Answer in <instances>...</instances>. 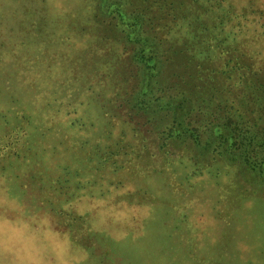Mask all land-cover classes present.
<instances>
[{
  "label": "rangeland",
  "instance_id": "rangeland-1",
  "mask_svg": "<svg viewBox=\"0 0 264 264\" xmlns=\"http://www.w3.org/2000/svg\"><path fill=\"white\" fill-rule=\"evenodd\" d=\"M121 1L104 0L114 10L104 13L99 0H0V264H264V192H249L237 166L222 158L205 163L191 142L161 149L158 131L171 119L156 114L149 125L129 110L124 98L137 78L129 75L128 48L137 42L125 41L131 7ZM219 1L213 12L210 1H186L208 30L196 21L159 30L184 49L168 64L170 77L191 56L222 66L205 58L211 33L219 48H236L264 68V0ZM117 2L124 11H115ZM212 82L219 89L224 81L214 75ZM192 93L202 98V88ZM189 124L202 132V121ZM17 148L23 153L15 156ZM57 176L69 177L58 191L74 192L71 201L53 194ZM47 198L87 213V224L73 228L97 231L88 235L95 252L72 242L62 230L69 221L51 215Z\"/></svg>",
  "mask_w": 264,
  "mask_h": 264
},
{
  "label": "trees",
  "instance_id": "trees-1",
  "mask_svg": "<svg viewBox=\"0 0 264 264\" xmlns=\"http://www.w3.org/2000/svg\"><path fill=\"white\" fill-rule=\"evenodd\" d=\"M103 1L97 2L99 10L105 11L104 13L114 11L110 9L112 4H109L107 8L102 5ZM142 1L143 3L141 2L137 8H133V0L121 1L122 5L131 7V10L125 14L129 25L125 41L127 39L130 44L135 40L137 42L136 45H131L132 48H128L131 63L129 75L137 78L136 86L130 90V97L124 98L128 102L129 110L139 118L143 119L144 117L143 121L149 125L153 124L156 114L161 119L164 117L171 119L169 124L158 131L160 132L159 147L161 149L165 150V146L173 142L178 144L191 142L196 152L202 150V156L206 157L205 161H207L205 163L208 164L222 158L230 165L237 166L240 176L238 180L242 182L245 180L251 185L252 189L249 192H264V68H256L251 62H245L236 48H219L215 43H212L218 35L211 33L206 37L207 39L203 38V42H207L209 52V56L205 58H208L207 60L223 59L222 66L209 68L204 66L199 58L191 56L185 62L181 73L173 71L170 77L167 70L168 64L178 52L184 49L177 48V45L170 42L167 34H160L159 30L168 26L166 33H169L171 25L185 27L195 21L208 30V20L201 18L198 13H195L194 17L191 12L188 14L187 0ZM189 1L195 3L198 0ZM207 1H210L207 11H217L216 7H219L221 2L219 0ZM115 11H124L118 2L115 4ZM120 15L123 14L120 12ZM218 17V23L223 24L224 20L221 19L223 15ZM187 18L191 20L186 21ZM123 47H127V44ZM224 49L227 52V57L224 55ZM190 65L195 67V73L189 69ZM203 69L210 73L206 74L202 82V77H198V75L202 74ZM214 75L223 78L224 82L220 84L219 89L212 82ZM190 77H194L195 80L202 83L192 85L187 81V78ZM178 78L179 80H174ZM178 84H183L186 90L172 92ZM197 88H202V98L193 95L192 90ZM233 90H237V93ZM207 102L210 104L207 105ZM30 117L31 114L30 116L22 114V118L28 121H30ZM191 119V123L199 124L202 121V132H199L197 128L187 127ZM172 132H175L176 135ZM16 133L17 138L15 139L18 144L21 134H23L21 138L26 137L27 128H23L21 131L17 130ZM201 134H206L202 146ZM18 149L14 150L15 156L23 153ZM98 153V151L93 152V156ZM87 158H92V156L88 154ZM195 162H197L196 159ZM63 169L66 175L70 174L68 165ZM67 181H69V177L59 180L57 176V190L55 189L57 193L53 192L54 190L52 192L55 195L68 193L65 200L71 201L74 198L72 197L74 192L66 189L62 193L58 191V184L60 183L61 187L66 188L67 185L65 186L64 183ZM24 193L26 192H22V194ZM45 202L47 206L49 205V212L55 218L60 216L67 218L68 226L65 228L63 226L62 230L69 233L72 242L88 247L86 251L93 248L90 253L95 252L94 246H92L95 240L93 237L90 239L88 235H92L93 232L97 235V231L88 232L82 228L87 224L88 220L85 217L87 213H76L71 208H58L53 204L51 198H47ZM75 224L82 227L75 226L77 227L75 230V227L73 228ZM109 254L113 255L111 252ZM103 261L104 259L101 258L97 263L105 264L101 263Z\"/></svg>",
  "mask_w": 264,
  "mask_h": 264
}]
</instances>
